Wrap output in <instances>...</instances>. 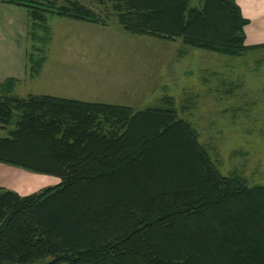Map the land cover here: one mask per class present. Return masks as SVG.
I'll use <instances>...</instances> for the list:
<instances>
[{"label":"trees","instance_id":"16d2710c","mask_svg":"<svg viewBox=\"0 0 264 264\" xmlns=\"http://www.w3.org/2000/svg\"><path fill=\"white\" fill-rule=\"evenodd\" d=\"M26 8L28 66L47 60L50 16L107 26L77 0H1ZM134 36L242 57L249 20L237 0H92ZM0 85V163L57 177L21 196L0 188V264H264V186L214 166L172 99L158 108L17 97Z\"/></svg>","mask_w":264,"mask_h":264},{"label":"rangeland","instance_id":"374dc122","mask_svg":"<svg viewBox=\"0 0 264 264\" xmlns=\"http://www.w3.org/2000/svg\"><path fill=\"white\" fill-rule=\"evenodd\" d=\"M48 1L63 6L69 0ZM77 1L101 16L107 26L50 16L51 40L40 53L50 67L62 69L58 77L62 84L67 80L70 85L73 80L80 87L72 90V97L110 103L118 96L134 109L144 110L161 107L160 97L167 93L178 117L191 123L221 175H237L250 187L264 186V50L235 58L191 48L181 40L130 35L120 28L110 6ZM19 21L24 24L28 17ZM28 33L21 29L0 35V45L5 47H12L16 38L12 57L17 65L30 49L38 54L32 50L41 47ZM43 78L26 81L19 89L22 98L49 93L50 80ZM58 86L61 95H68L70 87ZM12 128L0 125V137H7ZM12 167L37 178L30 186L1 176L0 188L19 195L30 187L36 193L60 183L57 177ZM41 176H45L43 189L39 188Z\"/></svg>","mask_w":264,"mask_h":264},{"label":"crops","instance_id":"0c3cea01","mask_svg":"<svg viewBox=\"0 0 264 264\" xmlns=\"http://www.w3.org/2000/svg\"><path fill=\"white\" fill-rule=\"evenodd\" d=\"M237 4L239 8L241 9L243 17L249 20V24L244 28L245 35H246L245 45L249 48H256V47L261 46L257 49L250 50L249 53L264 50V0H237ZM0 17L5 18L4 20L0 19V35L1 36H6L9 34V32H13V30L20 31L22 29V31H24L25 33L30 30V22H31L30 14L28 10H26V8L6 4L0 0ZM21 17L23 18V20H26L28 17V22L26 23L24 22V24H22L19 21L21 20ZM6 19H7V23H6ZM81 23L85 24L86 22H81ZM14 42L15 43L12 44V47H5V46L0 45V85L4 83L7 79H15L17 81L15 94L22 98V95L19 94V89L24 85L26 81L36 80L37 82H40V80L41 81L45 80L43 76H46L50 80L49 87L47 88L49 93H43V94L33 93L26 97L52 96V97L61 98V99H72V100L89 102L79 97H72V95H74L72 90L74 88H80V87L76 86L73 83V80L71 81L70 85L67 84V80H66V84H62V82L58 80V77L62 76L61 75L62 69H59L58 66H54L55 68L50 67L48 65L47 60L45 61L41 69V72L35 76H32L30 74L29 66H28V57L26 55L23 57L24 61L20 62V65H17V63L12 57V53L16 52V49H14L13 47L17 45L16 38L14 39ZM26 53H27V50L25 51V54ZM59 63H56V65ZM71 75H73V72L71 73ZM58 85H62L68 88L70 87L71 89H67L66 91V94L68 95H61L62 89H60ZM162 95L160 97V100H163L166 97H171L167 93L164 96ZM111 100H114V101H110V103H103V104L132 107V105H130L129 103H124V101L118 96ZM93 103H97V102H93ZM16 169L17 168H13L11 165L0 163V177L6 176L12 182H15V180L24 181L26 184L29 183L30 186H33L35 184L37 180L36 176L29 174L26 171H22L18 169L16 170ZM43 178L42 180L40 179V181L42 182H40L41 184L39 186V188H42V189L44 188V187H41L44 181ZM0 183H3V182H0ZM25 190L27 192L22 194L21 196L35 193L32 191V187H30L29 189H25Z\"/></svg>","mask_w":264,"mask_h":264}]
</instances>
